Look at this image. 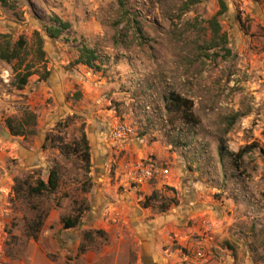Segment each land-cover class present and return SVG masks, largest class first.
Instances as JSON below:
<instances>
[{"label": "rangeland", "instance_id": "1", "mask_svg": "<svg viewBox=\"0 0 264 264\" xmlns=\"http://www.w3.org/2000/svg\"><path fill=\"white\" fill-rule=\"evenodd\" d=\"M223 2L214 33L218 0H0V51H17L0 58L11 71L8 85L0 80V244L9 264H20L46 221L77 214L74 258L98 254L109 243L98 222L119 206L182 219L188 258L200 241L204 264H264V0ZM53 17L68 24L57 37L46 32ZM82 47L96 68L76 63ZM170 95L190 101L187 114ZM19 119L23 132L12 135L6 122L16 128ZM148 160L150 179L127 178V165ZM50 169L57 187L28 194Z\"/></svg>", "mask_w": 264, "mask_h": 264}, {"label": "crops", "instance_id": "2", "mask_svg": "<svg viewBox=\"0 0 264 264\" xmlns=\"http://www.w3.org/2000/svg\"><path fill=\"white\" fill-rule=\"evenodd\" d=\"M142 188L144 185H141ZM1 198V196H0ZM2 204L0 202V209ZM109 211L98 226L108 234L109 243L98 254L90 251L75 257L70 229H62L59 221H46L26 244L20 264H186L189 255L182 252L191 247L183 220L176 215L152 214L145 209ZM0 211V224L3 221ZM180 218V217H179ZM66 256H68L66 258ZM94 258V260L92 259ZM97 263H94V262ZM10 264H12L10 262Z\"/></svg>", "mask_w": 264, "mask_h": 264}, {"label": "trees", "instance_id": "3", "mask_svg": "<svg viewBox=\"0 0 264 264\" xmlns=\"http://www.w3.org/2000/svg\"><path fill=\"white\" fill-rule=\"evenodd\" d=\"M218 5H219V10L208 21V23L210 24L214 33L217 30V23L215 21V16L221 14L222 12H224L226 10L223 0H218ZM52 22H53V25L46 28V32H47L49 37H57L61 30L66 29L68 27L67 23L60 21L57 17H53ZM35 34L37 35V43H38V46L40 48L42 40L36 32H35ZM17 45L19 47H21L23 45V39L22 38L18 39ZM38 50H39V53L42 55L43 51L41 49H38ZM16 56H17V51L14 48H8L7 47V49L5 48V49H2L0 51V58L6 62L10 61L11 59L15 58ZM95 60H96V57L94 55V52L91 49H88L86 47H82L79 51V55L76 59V63H81V64H84L88 67L96 68L97 65L95 63ZM45 72H46L45 74H48L47 71H45ZM29 74H30V72L27 70L24 73L17 75L18 79L16 80L15 84L18 88H20L24 84H26V80H27V77L29 76ZM166 100L169 103V105L172 106L177 111H182V112L186 113L190 109V101H188L186 99H182V98H179L178 96L170 95ZM26 116H28V118H30L31 123H34V115L32 113H26ZM17 125L18 126L16 128H14L11 124H9V122H6V126L8 127V129L12 135H20L23 132L21 129V127L23 126V122L21 119H19ZM77 144H78L79 149L83 155V159H84L85 164L88 165V157H89L88 149H89V146H88V143H87V140L85 138L84 133H81V136H80ZM65 148H66V145H63L61 147L60 151L67 153V150ZM56 187H57V174H56V171L54 169H50L48 171V174H47V177L45 180L38 178V179H36V182L34 185H28L27 186V193L36 195V194H40L44 191L51 192ZM144 206H146V205L144 204ZM163 208H165V207H163ZM60 223H61L62 229L74 228L79 224V215L77 214L75 216H62V217H60ZM39 224H40V221H37V225H39ZM85 234H88V232H86ZM32 237H35V234L32 235Z\"/></svg>", "mask_w": 264, "mask_h": 264}, {"label": "built area", "instance_id": "4", "mask_svg": "<svg viewBox=\"0 0 264 264\" xmlns=\"http://www.w3.org/2000/svg\"><path fill=\"white\" fill-rule=\"evenodd\" d=\"M11 71L8 67H2L0 69V80L3 84L8 85L10 83ZM124 134V128L118 127L115 130L116 136H122ZM126 176L131 181L140 182L141 180H148L155 172V166L151 161H137L126 166ZM161 174H166V170H160ZM203 240L210 239L209 234L203 236ZM206 261V254L203 244L197 242V246L192 252V256L187 260L186 264H204ZM0 264H9L4 257V253L0 244Z\"/></svg>", "mask_w": 264, "mask_h": 264}]
</instances>
